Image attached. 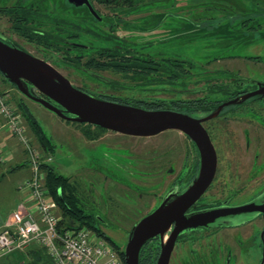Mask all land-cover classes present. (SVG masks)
<instances>
[{"label": "flooded vegetation", "instance_id": "af4514ba", "mask_svg": "<svg viewBox=\"0 0 264 264\" xmlns=\"http://www.w3.org/2000/svg\"><path fill=\"white\" fill-rule=\"evenodd\" d=\"M90 3L99 17L87 6L77 7L69 0H0V21H4L0 23V38L45 60L60 73L66 71L67 74H62L72 85L92 97L151 112H176L200 121L214 147L217 164L210 186L188 209V215L253 201L264 204V81L249 79L240 70L229 71L226 76H190L185 61L141 52L135 35L154 31L151 25L159 14L154 11V0H90ZM166 10H158L159 15H165ZM66 12L72 14L69 18L72 29H78L77 20L86 27L79 41L67 42L68 52L74 50L75 54L53 55L58 52L40 49L49 33H58L61 14ZM79 12L82 17L77 19L75 13ZM134 15L143 16L127 20ZM62 59L79 64L58 66L54 63ZM73 74H80L81 86L71 80ZM175 108L177 111L173 110ZM182 109L187 112H180ZM77 124L89 144L105 141L112 132L140 139L173 133L184 137L179 170L172 156L176 150L171 148L161 151L154 146L144 154L128 150V158H134V166L140 170L137 174L151 176V181H139L138 185L158 190L146 197L136 194L137 199L141 198L139 201L146 198L152 207L145 209V216L134 225L156 212L171 194L170 202L182 196L200 177L201 151L183 131L169 129L153 136L137 137L88 123ZM171 176L174 178L170 179ZM212 191L215 193L210 196ZM93 192L90 190V195L94 196ZM103 207L106 217L89 214L84 205L85 212L97 219L99 228L110 239L108 231L112 222L135 220L127 213H112L106 203ZM151 240L150 245L156 246L154 261L158 264L163 239L157 236ZM169 264H264V212L235 227L212 226L182 231Z\"/></svg>", "mask_w": 264, "mask_h": 264}, {"label": "rangeland", "instance_id": "374dc122", "mask_svg": "<svg viewBox=\"0 0 264 264\" xmlns=\"http://www.w3.org/2000/svg\"><path fill=\"white\" fill-rule=\"evenodd\" d=\"M154 2L156 13L160 14L158 11L160 9L168 10L165 15L156 14L151 25L154 31L150 34L148 31L135 35L138 39L137 48L141 52L185 61L188 65H193L188 73L190 76L195 74L201 78L222 74L226 76L225 73L229 71L240 70L249 79L264 81V0H154ZM140 16L126 18L132 20ZM31 50L36 52L33 48ZM61 71L67 74L66 71ZM73 75L71 80L81 86L80 74ZM0 88L12 89L14 97L22 99L25 103L24 111L30 110L34 114L54 146L52 166L59 174L71 178L78 185L89 214L106 217L103 207V203H106L110 205V210L114 214L127 213L135 217V220L130 218L132 222L113 220L108 231L114 242L125 250L134 224L145 216L147 213L145 209L152 207L151 203L146 202V198L139 201L141 198L137 199L136 194L146 197L158 193V190H148L147 187L138 185L139 181H151V176L142 172L137 174L140 170L134 166L135 159L131 156L128 158L130 155L128 150H137L144 154L154 146L161 151L171 148L173 151L176 150L172 156L177 161L176 169L179 170L184 137L179 133H173L167 134L166 137L140 139L112 132L105 141L89 144L76 127L79 124L67 121L42 105L25 98L2 75ZM28 134L39 150L43 151L30 124ZM13 141L15 143L16 140ZM13 144L10 143L6 151L13 152ZM18 144L19 146H15L17 150L13 152L18 159L15 157L12 161L0 163V218L9 215L11 217L18 209L23 196L19 185L31 177L26 155L24 156L27 166L11 171L19 159L24 158L23 147ZM172 178L174 176L170 177ZM90 190H94V196L90 195ZM213 193L215 191L209 195ZM169 232L166 233V239ZM14 256L8 257L7 262L15 258ZM26 259L22 255L20 264H26Z\"/></svg>", "mask_w": 264, "mask_h": 264}, {"label": "water", "instance_id": "95a60500", "mask_svg": "<svg viewBox=\"0 0 264 264\" xmlns=\"http://www.w3.org/2000/svg\"><path fill=\"white\" fill-rule=\"evenodd\" d=\"M77 7L87 6L99 17L90 0H69ZM0 73L26 98L57 116L74 123H88L122 134L148 137L175 129L189 135L198 145L202 171L197 181L174 201L171 194L162 206L135 225L124 250L126 264H140L144 245L161 236L162 252L158 264H169L178 235L187 229L212 226L235 227L264 212L256 201L242 206L221 207L187 214L207 191L216 170V154L201 122L171 111L151 112L141 108L104 101L84 93L53 65L0 38ZM232 219V221H227ZM226 221V222H225ZM174 229L166 239V233Z\"/></svg>", "mask_w": 264, "mask_h": 264}, {"label": "built area", "instance_id": "2783aa9c", "mask_svg": "<svg viewBox=\"0 0 264 264\" xmlns=\"http://www.w3.org/2000/svg\"><path fill=\"white\" fill-rule=\"evenodd\" d=\"M0 133L22 145L31 169V177L20 185L21 203L0 232V259L36 244L47 249L55 264H124L119 253L90 229L60 230L59 207L46 186L43 168L53 156L39 150L12 91L1 88ZM6 150V144L0 143V163L14 158Z\"/></svg>", "mask_w": 264, "mask_h": 264}, {"label": "trees", "instance_id": "16d2710c", "mask_svg": "<svg viewBox=\"0 0 264 264\" xmlns=\"http://www.w3.org/2000/svg\"><path fill=\"white\" fill-rule=\"evenodd\" d=\"M72 16L69 12L62 13L61 18L59 20V30L58 33L54 32L49 33L42 41L40 49L58 52V53H52L54 54H60L61 56L71 55L75 54L73 51L68 52L70 48L68 45V41H79L81 37L83 36V32L86 27L81 25L79 21H76V26L78 29H72L70 27L69 18ZM75 17L77 19L81 18V13H75ZM83 24V23H82ZM81 29V30H80ZM77 34L75 37L73 34ZM100 36V35H99ZM74 38V39H73ZM83 53V51H82ZM67 60V59H66ZM56 63L58 66H65V65H71V63L79 64V62H70L65 61V59L57 60ZM115 64V68L118 69L117 63ZM85 68L87 66L85 65ZM192 66L189 64V69L191 70ZM176 69H174L175 71ZM83 73V72H82ZM0 75H2L0 73ZM3 76V75H2ZM4 77V76H3ZM5 78V77H4ZM6 79V78H5ZM6 81H8L6 79ZM14 88H16L15 85L12 84ZM17 89V88H16ZM26 98V97H25ZM16 99V98H15ZM17 105L19 109L22 111L26 121L30 126L35 130L36 135L40 146L43 148V150L48 154H51L53 156V145L51 144V141L46 136L44 130L42 129L40 123L34 116V114L29 111H24V107H26L25 103H23L22 99L17 98L16 99ZM177 111V109H173ZM186 110L182 109L180 112ZM45 172H46V186L50 191L51 196L56 201L59 207L60 215H61V221H60V230L66 231V230H81L84 228H88L91 231L95 232L99 236L103 237L106 241L112 245V247L119 253L122 260L124 261V264H126L125 259V253L124 250H122L112 239L107 237L105 233L99 228V224L97 222V219L93 216L88 215L85 212L84 205L82 203V200L80 198V190L78 185H76L71 178L65 177L61 174H59L56 169L51 164H45L43 166ZM159 239V238H156ZM152 240H149L145 246L142 248L141 255H140V264H155V256L156 254V246L150 245V242ZM160 241V240H159ZM160 245V242H159ZM157 250H159V246H157ZM17 254V255H16ZM16 255V256H14ZM24 255L26 259V264H55L51 256L49 255L46 248L39 246V245H31L29 248H27L25 251H15L13 253H10L0 259L1 264H20V257ZM14 256L10 262H7L8 257Z\"/></svg>", "mask_w": 264, "mask_h": 264}, {"label": "crops", "instance_id": "0c3cea01", "mask_svg": "<svg viewBox=\"0 0 264 264\" xmlns=\"http://www.w3.org/2000/svg\"><path fill=\"white\" fill-rule=\"evenodd\" d=\"M6 90H11L12 91V94L14 95V93H13V90L12 89H10V88H7ZM0 143H5L6 144V146H7V148L9 149V147H8V145H10V143H14V141H13V139H11V138H9L8 137V135H5V134H2V133H0ZM14 144H16V145H14ZM13 144V152L15 151V150H17V148L15 147V146H19V144L15 141V143ZM16 149H15V148ZM15 153V152H14ZM13 153V154H14ZM25 155V153H24V151H23V156ZM14 156V158L13 159H15V154L13 155ZM17 159H18V157H16ZM25 156H24V158L23 157H21L20 159H19V162L16 164V166L14 167V168H12L11 169V171H15L16 169H19L20 167H22V166H25L26 165V160H25ZM21 160V161H20ZM18 161V160H17ZM1 165V164H0ZM27 166V165H26ZM30 178V177H29ZM28 178V179H29ZM27 180V179H26ZM20 184H22V182L20 183ZM20 186V185H19ZM19 186H18V188H19ZM17 188V189H18ZM10 215L8 216V217H6V218H0V232L4 229V227H5V225L9 222V220H10Z\"/></svg>", "mask_w": 264, "mask_h": 264}]
</instances>
